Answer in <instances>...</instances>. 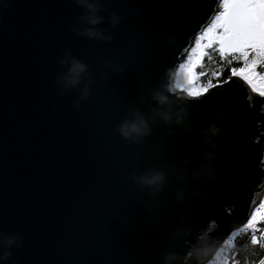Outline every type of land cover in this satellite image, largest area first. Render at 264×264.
<instances>
[{"label": "water", "instance_id": "water-1", "mask_svg": "<svg viewBox=\"0 0 264 264\" xmlns=\"http://www.w3.org/2000/svg\"><path fill=\"white\" fill-rule=\"evenodd\" d=\"M99 2L109 42L69 31L83 12L73 0H0V234L22 236L0 264H161L210 221L221 244L264 197V96L239 77L185 100L180 124L149 120L139 142L116 132L133 109L151 115L147 90L178 67L219 0ZM109 12L121 17L115 27ZM65 48L93 81L79 108L78 88L56 94ZM214 114L222 131L209 181L190 172L206 163L201 129ZM151 168L165 172L154 195L130 178ZM181 220L188 234L172 235Z\"/></svg>", "mask_w": 264, "mask_h": 264}, {"label": "clouds", "instance_id": "clouds-1", "mask_svg": "<svg viewBox=\"0 0 264 264\" xmlns=\"http://www.w3.org/2000/svg\"><path fill=\"white\" fill-rule=\"evenodd\" d=\"M73 3L80 6L83 12L77 17V20L69 27V31L78 36H84L92 40H100L109 42L112 40V34L97 25L104 19L99 15L101 4L99 0H73ZM121 17L113 12L107 15V23L115 27L120 21ZM64 71L60 72L55 82L59 85L57 95H62L65 91L78 88V94L72 101L74 108H79L80 102L85 100L90 94L89 85L93 82L89 75L88 65L80 59L71 54L65 48L61 51L57 61ZM122 70V69H119ZM181 65L174 69H165L161 74L159 87L156 89H148L151 100L155 102V107L150 109L151 115H145L139 110L133 109L131 117H125L120 120L116 126L118 135L127 142H139L143 137L151 133L149 120L156 122L159 120L164 124H180L185 120L186 108L183 106L185 100L195 98L198 95V89L189 86L190 79L186 78L184 73L183 80L180 79L179 73ZM141 101L143 97L140 98ZM173 104L179 106L173 108ZM218 118L214 114L213 121L209 122L206 128L201 129L205 138L207 148L203 152V161L206 163L199 165L190 174L193 177H206L208 180L215 178L216 173L212 168V161L214 159L213 152L208 149H215L216 144L213 137L219 134L222 129L215 123ZM186 126V125H185ZM187 161H185L186 163ZM220 175H222V170ZM131 181L140 187L148 189L150 195L156 194L165 183V172L162 169L151 168L146 169L140 173H132L130 175ZM177 180L183 179V169L176 174ZM195 195H202L203 193L196 189ZM176 199L183 202L184 190L177 189L175 192ZM180 227L172 232L174 236L187 235L189 229L184 226V221H179ZM214 222L210 221L204 228L199 229L194 237L193 242L188 244V247L182 253H176L170 249L165 251L161 256V264H225L226 257H223L226 249L224 245L228 243L227 240L223 244H217L212 237L209 236L212 231ZM185 243H188L185 241ZM22 246V236L20 233L14 234H0V262L6 260L11 252V246Z\"/></svg>", "mask_w": 264, "mask_h": 264}, {"label": "snow or ice", "instance_id": "snow-or-ice-1", "mask_svg": "<svg viewBox=\"0 0 264 264\" xmlns=\"http://www.w3.org/2000/svg\"><path fill=\"white\" fill-rule=\"evenodd\" d=\"M221 10L216 11L210 23L203 27L195 37V43L189 49L186 63L181 64L186 78L194 82V71L207 49L215 48L221 59L226 56L242 61L240 67L229 69V76L216 84L197 88L200 97L208 88L227 83L231 77H239L254 93L264 96V73L257 72L256 66H264V0H219ZM213 75L219 76L220 73ZM264 220V200L254 207L248 216L245 228L251 227L255 232L257 219ZM264 237V232H260ZM251 243L257 244L255 234ZM264 248V244L260 245ZM264 259V258H262ZM232 264H236L233 260Z\"/></svg>", "mask_w": 264, "mask_h": 264}, {"label": "trees", "instance_id": "trees-1", "mask_svg": "<svg viewBox=\"0 0 264 264\" xmlns=\"http://www.w3.org/2000/svg\"><path fill=\"white\" fill-rule=\"evenodd\" d=\"M241 63L242 61L232 59L229 56L221 59L215 48L207 49L194 70L198 74L196 79L204 87L209 82L214 84L217 80L223 81L225 77L229 76V69L240 67ZM213 73H220V75L215 76ZM260 232H264V220L255 225V232H253L251 227L242 228L233 237L228 245L229 249L223 254V258L226 257L225 264H232L233 260L236 261V264H264V259H262L264 258V248L260 246L264 244V237L260 236ZM253 234L257 236V244L251 243V236Z\"/></svg>", "mask_w": 264, "mask_h": 264}, {"label": "rangeland", "instance_id": "rangeland-1", "mask_svg": "<svg viewBox=\"0 0 264 264\" xmlns=\"http://www.w3.org/2000/svg\"><path fill=\"white\" fill-rule=\"evenodd\" d=\"M217 10H218V9H217ZM187 52H188V50H187ZM188 55H189V53H186V54L183 56L182 61L180 62V65L183 64V63H186ZM183 59H184V60H183ZM197 65H198V64H197ZM260 67H262V69H260ZM194 70H195V69H194ZM256 71H257V72H262V73H264V66L257 65V66H256ZM213 74H214V73H213ZM179 77H180L181 80H183V78H184V71H183L182 69L180 70ZM197 81H198V80L195 78L194 82H192L189 86L194 87V88H200V87L196 86ZM200 84H201V83H200ZM214 84H216V83H214ZM201 86H203V85L201 84ZM203 87H204V86H203ZM205 87H206V86H205ZM262 200H264V197H263ZM260 221H262V220L258 218V219H257V223H259ZM257 223H256V224H257ZM222 259H223V257H222Z\"/></svg>", "mask_w": 264, "mask_h": 264}, {"label": "built area", "instance_id": "built-area-1", "mask_svg": "<svg viewBox=\"0 0 264 264\" xmlns=\"http://www.w3.org/2000/svg\"><path fill=\"white\" fill-rule=\"evenodd\" d=\"M196 86H198V87H202L199 81H197ZM242 228H244V227H240L239 229H235V230L231 231L230 234L224 239V241H225V240L228 241V243L224 245V248L226 249V251L229 249V246H228V245H229V243L231 242V240L233 239V237H234L235 235H237V233H238ZM224 241H223L221 244H223Z\"/></svg>", "mask_w": 264, "mask_h": 264}, {"label": "bare ground", "instance_id": "bare-ground-1", "mask_svg": "<svg viewBox=\"0 0 264 264\" xmlns=\"http://www.w3.org/2000/svg\"><path fill=\"white\" fill-rule=\"evenodd\" d=\"M220 10H221V6H220V4H219V5H218V10H217V11H220ZM214 15H215V14H214ZM214 15H213V16H214ZM213 16H212V17H213ZM211 19H212V18H211ZM211 19H210V21H211ZM210 21H209L208 23H210ZM208 23H207V24H208ZM207 24H206L205 26H207ZM205 26H204V27H205ZM195 37H196V36H194V38L192 39V43H191L190 47L188 48V52H186V53H189V49H190V48L192 47V45L195 43ZM183 60H184V59H183ZM181 61H182V60H181ZM179 66H180V63H179V65H178V67H179Z\"/></svg>", "mask_w": 264, "mask_h": 264}]
</instances>
